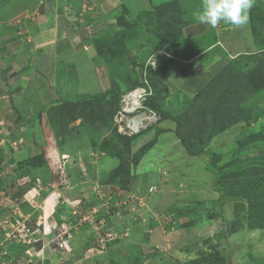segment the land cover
Returning <instances> with one entry per match:
<instances>
[{
	"label": "rangeland",
	"instance_id": "1",
	"mask_svg": "<svg viewBox=\"0 0 264 264\" xmlns=\"http://www.w3.org/2000/svg\"><path fill=\"white\" fill-rule=\"evenodd\" d=\"M201 5L0 0V264H213L225 223L207 218L219 197L207 158L190 156L158 113L124 119L110 93L146 81L164 111L180 119L188 105L182 133L214 151L224 174L262 167L264 90L214 119L207 105L229 76L246 84L264 57V20L256 34L243 33L248 23L211 28L196 19ZM223 217L233 225L218 248L226 263L264 264L247 201L228 197Z\"/></svg>",
	"mask_w": 264,
	"mask_h": 264
},
{
	"label": "trees",
	"instance_id": "2",
	"mask_svg": "<svg viewBox=\"0 0 264 264\" xmlns=\"http://www.w3.org/2000/svg\"><path fill=\"white\" fill-rule=\"evenodd\" d=\"M124 11H126L125 7H123ZM249 20H250V31L253 34H256L257 31V23L258 21L264 20V8L261 9L255 5L254 7L249 10ZM184 25H181V28ZM169 42V41H168ZM163 45L165 48H168L170 45H174L173 43L169 42V45ZM168 49L175 50V45L169 47ZM264 49V48H263ZM1 75V72H0ZM226 86L223 91H221V96H214L210 99V102L207 106L211 105L213 111V119L217 116L219 111L227 109L228 107L231 108L232 106L242 104L244 99L241 98V94H247L245 96H253V94H258L264 90V57L258 60L257 65L250 70V72L246 75V84L242 85L238 77L235 75L229 76L226 80ZM237 82V83H236ZM240 84V85H239ZM137 86H145L144 83L134 82L131 85L126 86V89H112L110 91L112 95L113 102H111L113 111L116 109L118 110V102H119V95L124 92L125 90L133 89ZM150 86V85H149ZM151 88V87H150ZM241 88V90H240ZM152 90V89H151ZM122 91V92H121ZM109 92V91H107ZM115 93L118 95L115 96ZM154 90L152 91V95L147 98L144 102L145 106L150 108L155 113H158L165 119H169L175 124L174 134L179 139L180 144L185 148L190 156L193 157H201L204 156L207 158L208 162L205 166V170L210 174L211 177V186L212 189L215 190L218 194V201L217 206L213 212L207 214V218L209 220H221L225 223V228L212 236L213 244L211 246V255L210 258L212 259L213 264H227L226 259L223 255L220 254L218 248L221 239L227 240L230 235L232 234L233 225L230 221L224 219L223 217V209L228 197H243L247 201V211H248V228L251 230H264V192L262 194L256 195V190L254 188L256 186H260L264 183V165L262 167H247L239 172L237 171L236 177L233 173L224 174L223 171L226 169L227 165L222 164L217 166L214 163V157L216 153L209 149L203 148H196L192 149L189 145V141L187 140V136L182 133V128L187 123L185 122L189 117H185L184 111L186 110L187 106L179 111V115L181 116L180 119L177 118L175 114H172L168 111H164L156 102L153 96ZM104 93L98 94L96 96H84L83 100L85 102H96L98 98L103 97ZM190 107H195L193 104H189ZM240 106V105H239ZM199 110H201L199 108ZM210 110V112L212 111ZM194 112H197L196 110ZM197 115V113L195 114ZM186 118V120H185ZM206 126V123L203 122ZM161 131H156L159 134ZM241 172V177L238 175ZM256 174H260L263 178L261 179H254L253 181H249L247 179L248 176L253 177ZM239 206V205H238ZM241 207V206H239ZM260 213L263 216H260ZM255 215H259L260 219L258 223H254Z\"/></svg>",
	"mask_w": 264,
	"mask_h": 264
},
{
	"label": "clouds",
	"instance_id": "3",
	"mask_svg": "<svg viewBox=\"0 0 264 264\" xmlns=\"http://www.w3.org/2000/svg\"><path fill=\"white\" fill-rule=\"evenodd\" d=\"M254 0H202L201 10L198 11L196 19L202 23L216 28L221 22L230 24L237 28L245 26L249 22V10L253 6ZM145 86H137L133 89L125 90L119 96V103L122 104V97L131 92H140L145 94V99L142 101V108L137 111H125L120 107L119 113H122L124 119L131 117L133 119L134 114L144 112L146 116H150L151 113L155 114L150 108L145 106L144 102L148 97L152 95V90L146 81H143ZM151 92L148 94V92ZM135 94V93H134ZM150 111L151 113H149ZM41 240V236L40 239ZM37 240V241H39ZM33 239V243H37Z\"/></svg>",
	"mask_w": 264,
	"mask_h": 264
},
{
	"label": "built area",
	"instance_id": "4",
	"mask_svg": "<svg viewBox=\"0 0 264 264\" xmlns=\"http://www.w3.org/2000/svg\"><path fill=\"white\" fill-rule=\"evenodd\" d=\"M135 93V94H134ZM151 92L149 91L148 94ZM145 99V94L140 92H131L122 97V109L124 111H137L142 108V101ZM151 113L150 111H148ZM144 113V112H141ZM140 113V114H141ZM153 113H151L152 115Z\"/></svg>",
	"mask_w": 264,
	"mask_h": 264
},
{
	"label": "crops",
	"instance_id": "5",
	"mask_svg": "<svg viewBox=\"0 0 264 264\" xmlns=\"http://www.w3.org/2000/svg\"><path fill=\"white\" fill-rule=\"evenodd\" d=\"M257 1H258V0H254L253 4H255ZM253 6H254V5H253ZM9 9H10V8H9ZM220 24H221V23H220ZM226 26H230V25H227V24H226ZM248 27H249V22H248L247 26H245V27L242 28V31H244V32H243L244 34L250 31ZM244 28H247V31H245Z\"/></svg>",
	"mask_w": 264,
	"mask_h": 264
},
{
	"label": "bare ground",
	"instance_id": "6",
	"mask_svg": "<svg viewBox=\"0 0 264 264\" xmlns=\"http://www.w3.org/2000/svg\"><path fill=\"white\" fill-rule=\"evenodd\" d=\"M148 120H149V119H148ZM132 124H134V125H135V127H138V125H139V124H138V125H136V124H137V122H133Z\"/></svg>",
	"mask_w": 264,
	"mask_h": 264
}]
</instances>
